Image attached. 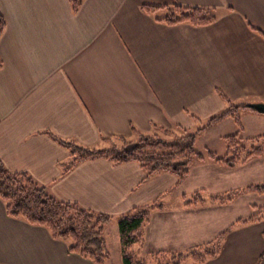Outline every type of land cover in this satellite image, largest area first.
<instances>
[{"label": "crops", "instance_id": "0c3cea01", "mask_svg": "<svg viewBox=\"0 0 264 264\" xmlns=\"http://www.w3.org/2000/svg\"><path fill=\"white\" fill-rule=\"evenodd\" d=\"M145 4L214 9L211 24H167ZM6 28L0 38V160L26 173L58 200L118 219L159 199L145 228L144 253L186 251L215 240L238 219L264 206V194L246 192L228 204L184 206V196L226 193L264 182V157L234 168L207 160L178 177L148 179L137 161L80 162L64 173L68 148L48 133L89 148L102 136L144 134L153 124L197 130L234 104L264 102V0H0ZM164 11L157 13L162 16ZM244 138L264 134V114L242 110ZM237 131L231 116L204 128L203 149L227 150ZM199 150H202L201 148ZM108 248L110 249L109 242ZM264 252V220L231 230L220 255L204 264H255ZM0 264H96L69 252L48 228L11 217L0 197ZM107 264H122L111 257ZM196 264V263H188Z\"/></svg>", "mask_w": 264, "mask_h": 264}, {"label": "trees", "instance_id": "16d2710c", "mask_svg": "<svg viewBox=\"0 0 264 264\" xmlns=\"http://www.w3.org/2000/svg\"><path fill=\"white\" fill-rule=\"evenodd\" d=\"M69 2L73 11L77 12L84 0H69ZM142 9L167 24L190 23L202 26L211 24L217 19L214 9L181 4L172 6L145 4ZM161 10L164 14L157 16ZM6 24L5 15L0 11V38ZM2 64L0 59V68ZM220 94L228 103L227 109L209 119L205 126L195 131L178 124L168 129L154 123V132L144 134L132 126L130 137L102 136L101 139L106 143L104 148H89L66 141L53 133L48 134L60 145L68 148L71 153L70 160L62 164L64 173L69 172L82 161L106 158L115 164L128 161L139 162L146 174V179L160 172L173 173L178 177V184H180L197 162L210 160L219 165L234 168L250 159L264 157V134L254 137V144L250 148L246 146L242 136L245 129L242 110H255L247 107L246 104H234L223 93L220 92ZM227 116L234 119L237 131L224 137L227 146L226 154L218 156L209 148L198 150L196 142L201 131ZM246 192L264 194V182L217 195H208L205 190H198L190 197L184 196V206L193 207L206 203L228 204ZM0 197L6 204L8 215L48 228L54 238L68 243L70 253L90 259L96 264H107L111 259L112 255L105 236L106 226L112 221L110 215L86 209L76 203L58 200L30 175L10 172L1 160ZM162 208L164 204L156 199L150 204L136 206L119 217L122 264H204L220 255L224 239L231 230L264 220V206L254 204L251 215L238 219L213 241L196 245L186 251H157L146 254L143 251L146 240L145 228L150 222L152 212ZM255 264H264V252Z\"/></svg>", "mask_w": 264, "mask_h": 264}, {"label": "rangeland", "instance_id": "374dc122", "mask_svg": "<svg viewBox=\"0 0 264 264\" xmlns=\"http://www.w3.org/2000/svg\"><path fill=\"white\" fill-rule=\"evenodd\" d=\"M168 137V136H167ZM244 143L246 144L247 147H251L252 144H254L253 142V138H244ZM203 145L204 143L200 141V143H198L196 145L197 149L199 150L200 148L202 150L203 149ZM216 154H218V156H224L227 152L226 151H222L219 147L215 150ZM107 242H109V246H110V252H111V257H119V251H120V240H119V234H117L116 231H114V228H108L107 232L105 233Z\"/></svg>", "mask_w": 264, "mask_h": 264}, {"label": "water", "instance_id": "95a60500", "mask_svg": "<svg viewBox=\"0 0 264 264\" xmlns=\"http://www.w3.org/2000/svg\"><path fill=\"white\" fill-rule=\"evenodd\" d=\"M246 106L255 110L256 112L264 114V102H251L247 103Z\"/></svg>", "mask_w": 264, "mask_h": 264}]
</instances>
